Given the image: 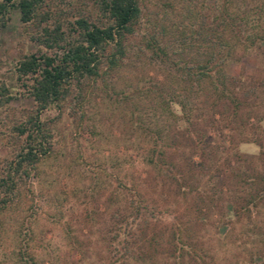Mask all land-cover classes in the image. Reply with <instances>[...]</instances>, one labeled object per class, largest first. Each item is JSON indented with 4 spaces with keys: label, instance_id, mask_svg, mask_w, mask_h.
<instances>
[{
    "label": "rangeland",
    "instance_id": "374dc122",
    "mask_svg": "<svg viewBox=\"0 0 264 264\" xmlns=\"http://www.w3.org/2000/svg\"><path fill=\"white\" fill-rule=\"evenodd\" d=\"M213 1L140 0V19L120 65L104 77L82 85L81 94L77 91L80 86L76 87L61 110L51 105L41 112L40 117L52 134L50 153L39 162L38 173L32 171L27 177L26 187L20 188L8 210L0 213V264H109L111 252L107 249H110L108 245H111L113 232L107 221L115 209L110 199L117 178L121 176L135 177L141 182V192L158 205L151 221L154 222L156 241L160 242L159 249L166 247L171 225L179 220L188 223L192 239L199 249L205 250L204 259L198 260L203 264H264V200L249 206L251 215L234 216L236 220L232 222L223 220L216 213L210 215L204 206H201L200 215H207V221L196 218L195 213L187 211L182 202H176L174 185L166 179L161 186L155 183L152 170L144 162L150 147L149 138L137 128L133 129L130 119L131 107L136 105L146 122L154 108L161 123L164 121L154 101L157 89L177 91L176 99L186 97L190 106H201L203 93H208V82H203L202 94L195 86L190 91L183 89L188 84L181 79L180 72L174 65L152 58L141 36L146 30L155 33L173 59L181 57L188 64H193L197 49H186L178 55L181 50L178 42L182 31L186 35L191 31L188 11L206 15L208 24ZM247 2L253 4V0ZM81 11L95 17L93 0H47L39 11L38 20L28 23L21 21L17 9L11 10L0 30V81L11 80L14 66L23 56L39 55L44 51L52 53V50H46L32 40L43 26L52 27L63 13ZM259 45L246 52L242 46L233 47L225 67L230 77L241 78L238 97L253 86L256 93L249 95L248 101L254 100L255 96L257 104L254 107L242 106L240 112L233 115L232 106L228 103L224 115L234 129L244 123V134L259 142H240L234 151L243 157L257 156L258 171L264 177V159L261 161L258 155L264 148V130L250 128V123L257 121L258 117H263L258 123L264 127V41ZM200 51L201 58L208 57V49L200 48ZM20 89V86L12 89L15 96L6 107L0 108V120L10 121L13 116L20 117L23 109L34 107L33 100L20 94ZM207 98L210 101V97ZM175 109L181 113L180 107L175 106ZM197 114L198 110L193 109L191 116ZM177 129L172 125L169 135L180 141ZM224 131L225 134L210 132L209 135L215 137V142L225 137V145L231 147L230 140L238 139L240 133L237 129ZM215 142L211 144L215 145ZM11 154L10 149L0 142V158ZM234 156L231 149L212 156L209 176L214 178L216 167ZM224 168L222 177L229 181V185L223 187V193L228 192V199L213 201L220 214L226 210L232 212V200L240 195L236 193L239 187L229 179L228 169ZM259 194L264 195V190H259ZM197 200L196 196L190 199L196 213ZM21 253L31 255L32 260L24 262ZM184 259L188 260V257ZM173 262L172 258L170 263Z\"/></svg>",
    "mask_w": 264,
    "mask_h": 264
},
{
    "label": "trees",
    "instance_id": "16d2710c",
    "mask_svg": "<svg viewBox=\"0 0 264 264\" xmlns=\"http://www.w3.org/2000/svg\"><path fill=\"white\" fill-rule=\"evenodd\" d=\"M239 1L214 0L208 24L206 15L188 11L191 31L189 35L182 31L178 55L195 47L198 54L193 64H188L181 57L173 59L155 33L146 30L141 36L152 58L174 65L175 70L180 72L181 79L188 84L183 89L190 91L195 86L202 94L203 82H208V93H203L204 99L198 107L190 106L186 97L176 99L177 91L157 89L154 101L160 108L159 115L164 119L162 123L156 108L147 122L141 118L136 105L130 110L133 129L137 128L149 138L150 147L144 162L152 170L155 183L161 186L165 183L164 179L168 180L175 187L176 202H182L187 211L195 213V217L203 222L208 216L200 215L201 206L207 207L210 215L216 213L223 220L232 222L236 220L234 216L239 217L243 213L251 215L249 206L264 200V195L259 194V190H264V177L258 171L257 156L243 157L234 151L240 142L259 144L257 139L244 134L245 124L235 127L240 134L238 139L230 140L231 147L225 145V137L215 142V137L209 135L210 132L225 134L224 130H236L224 115L228 103L232 106L233 115L238 114L242 106L254 107L257 104L255 96L254 100L248 101L249 95L256 93L254 87H248L242 97H238L241 78L234 79L225 70L233 47L242 46L246 52L258 48L264 41V0H253V4L247 0ZM46 2L0 0V30L5 26L11 10L17 9L21 21L28 23L38 20L39 11ZM93 4L96 7L95 17L86 15L84 11L66 12L61 15L62 18L57 17L52 27L43 26L32 36V40L40 47L52 50V53L44 51L39 55L31 53L23 56L14 66L11 80L0 81V108L6 107L15 96L12 89L16 86H20V94L29 96L34 102V107L23 109L20 117L13 116L10 121L0 120V142L12 153L0 158V213L8 210L13 198L19 195L20 188L26 187L27 177L32 171L38 173L39 162L50 153L52 134L41 119V112L51 105L61 110L76 87L80 86L77 91L81 94L82 85L104 77L108 71L118 67L126 55L129 38L140 19V0H93ZM200 48L208 49L207 58L200 57ZM175 106L180 107L181 113L176 111ZM193 109L198 110L195 116H191ZM261 119L263 117H258L257 121L250 123V128L263 131L264 127L258 123ZM3 125L6 126L4 129ZM172 125L178 128L180 141L170 137ZM213 141L215 145L211 144ZM229 149L235 156L219 164L215 177L211 178L210 158ZM258 155L262 161L264 148ZM224 167L228 169L229 179L239 187L236 193L240 195L232 200V212L226 210L220 214L218 205L213 201L228 199V192L223 193V187L229 185V181L222 177ZM193 196L198 197V214L190 203ZM110 203L115 205V209L106 222L113 232L111 245H108L110 249H107L111 252L109 264H171L172 258L174 264H203L198 260L204 259L205 250L199 249L192 239V229L187 222H173L166 247L159 249L160 242L156 241L154 222L151 221L158 205L141 192V182L135 177L117 178ZM29 238L32 236L29 235ZM21 254L24 262L32 260L31 255ZM185 256L188 260L184 259Z\"/></svg>",
    "mask_w": 264,
    "mask_h": 264
}]
</instances>
